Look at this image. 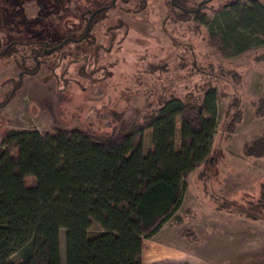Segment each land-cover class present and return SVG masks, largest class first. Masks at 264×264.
Listing matches in <instances>:
<instances>
[{"label":"rangeland","instance_id":"rangeland-1","mask_svg":"<svg viewBox=\"0 0 264 264\" xmlns=\"http://www.w3.org/2000/svg\"><path fill=\"white\" fill-rule=\"evenodd\" d=\"M103 1L0 0V137L6 130L32 129L48 136L60 128L108 136L119 125L144 122L167 99L168 105L177 103L172 99L177 97L201 104L204 117L212 118L215 127L212 156L188 175L184 204L169 222L196 216L205 198L209 208L222 197L235 205L249 202L264 177V156L241 154L243 142L264 133V112L258 116L254 111L255 100L264 95V0L214 1L203 9L200 22L184 23L166 20L165 0H116L92 24L97 30L92 28L90 34L94 31L95 43L101 45L98 52L86 48L90 43L84 40L62 41L43 49L32 73L22 72L33 66L31 48L18 45V52L4 54L8 40L34 39L31 24L40 15L51 22L43 19L41 33L53 41L64 32V20L74 29L84 26L85 21L77 25L74 6L81 12ZM64 5L70 7L69 16L65 8L58 10ZM101 28L103 33H98ZM175 132L178 146V119ZM150 149L151 130L146 129L143 154ZM206 169L204 182L197 172ZM25 182L31 186L33 177L26 176ZM230 209L214 208L264 228L263 221L237 216L235 206ZM100 230L96 223L90 228L91 233ZM188 230L194 231L182 233ZM182 233L181 238L190 241ZM60 252L64 262L63 229Z\"/></svg>","mask_w":264,"mask_h":264},{"label":"trees","instance_id":"trees-1","mask_svg":"<svg viewBox=\"0 0 264 264\" xmlns=\"http://www.w3.org/2000/svg\"><path fill=\"white\" fill-rule=\"evenodd\" d=\"M106 4L112 6L106 0L96 7ZM92 6L81 12L73 7L77 25L86 22ZM62 8L69 16L70 7L59 6L58 10ZM104 9L109 8L100 10ZM101 17L104 15L99 12L87 25L92 38L86 48L91 51L101 48L95 43L94 31L90 34L92 28L97 30L92 24ZM43 19L49 21L46 15L32 21L30 35L34 39L22 43L31 48L34 61L32 68H26L27 73L36 71L38 53L43 54L44 42L35 39H46L50 46L57 43L42 35ZM65 21L63 29L70 30L69 35L85 38V22L71 30ZM16 46L12 44L9 49L18 52ZM172 99L177 103L168 105L167 99L144 122L119 125L108 136L80 128H60L48 136L36 129L4 131L0 137V264H154L142 261V240L173 216L181 204L188 175L204 166L213 151L215 125L212 118L204 117L203 106ZM254 111L262 116L264 95L255 100ZM146 129L151 130L152 149L143 154ZM241 154L252 159L264 156V133L243 142ZM207 171L197 175L204 180ZM28 175L33 177L31 186L25 182ZM251 197L239 205L222 197L216 199L215 208L230 212L235 206L237 216L264 222V177L258 195ZM93 223L101 230L91 233ZM182 235L190 241L198 238L192 230Z\"/></svg>","mask_w":264,"mask_h":264},{"label":"crops","instance_id":"crops-1","mask_svg":"<svg viewBox=\"0 0 264 264\" xmlns=\"http://www.w3.org/2000/svg\"><path fill=\"white\" fill-rule=\"evenodd\" d=\"M184 200L182 196L173 216L182 208ZM204 201L206 198L196 216L173 223L169 222L170 217L152 236L144 238L142 261L154 264H264V228L253 227L247 221L214 210L215 207L209 208ZM186 229H193L199 240H183L181 233Z\"/></svg>","mask_w":264,"mask_h":264},{"label":"flooded vegetation","instance_id":"flooded-vegetation-1","mask_svg":"<svg viewBox=\"0 0 264 264\" xmlns=\"http://www.w3.org/2000/svg\"><path fill=\"white\" fill-rule=\"evenodd\" d=\"M218 2V0H165V6H166V11H167V17L166 20L169 22H177V23H184L185 20L187 19L189 22H194V21H199L200 19V15L203 12V9L207 6V4L211 3V2ZM249 1H257V0H249ZM116 0H114V4H115ZM112 3V0H110V4ZM111 7H113V5ZM223 5H225V3H223ZM109 6V5H108ZM107 4L106 5H101L98 7H94L91 9V12H88V17L86 18V22H85V29L87 27V25H89V22L92 21V18L97 15L99 12H102L103 10H100L103 7H108ZM110 6L108 8H111ZM105 10V9H104ZM1 20V17H0ZM200 22V21H199ZM2 21H0V27L2 25ZM121 24V22H120ZM70 26V24H69ZM72 28V25H71ZM64 30V29H63ZM73 30V28L71 29ZM68 34H66L67 32ZM70 30H64L63 33H61L62 35L58 36L57 39L55 40L58 44L62 41H71V42H78L82 40H80V37H76L74 34L69 35ZM85 32V30H84ZM63 36V37H62ZM85 38H83V40H85V44L89 43V38H92V35H88L87 33L84 35ZM49 39V38H48ZM36 41L39 42H44V46L43 49H51V47L55 46L54 45H48V42L45 41L46 39H35ZM16 42V43H13ZM22 43L24 42H19L17 40H15L14 38H12V40H8L7 43L4 45V54L5 51H7L8 55H12L13 52H15L14 50L9 49L10 46H12V44L19 45V46H24L22 45ZM9 49V50H8ZM39 55H41V53H38ZM40 65V64H39ZM38 65V67H39ZM24 70V69H23ZM37 70V69H36ZM22 72H25L22 71ZM27 73V72H25ZM17 79H19L21 81V77H17ZM12 90V89H11Z\"/></svg>","mask_w":264,"mask_h":264},{"label":"water","instance_id":"water-1","mask_svg":"<svg viewBox=\"0 0 264 264\" xmlns=\"http://www.w3.org/2000/svg\"><path fill=\"white\" fill-rule=\"evenodd\" d=\"M112 4H114V0H112L111 5H112ZM109 6H110V5H109ZM109 6H108V7H109ZM86 33H87V27H86V29H85V32H84L83 36H84Z\"/></svg>","mask_w":264,"mask_h":264}]
</instances>
